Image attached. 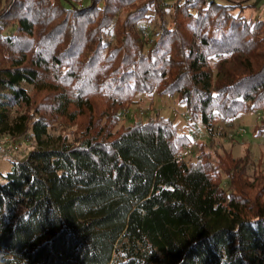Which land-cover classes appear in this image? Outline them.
Returning a JSON list of instances; mask_svg holds the SVG:
<instances>
[{
	"label": "trees",
	"instance_id": "trees-1",
	"mask_svg": "<svg viewBox=\"0 0 264 264\" xmlns=\"http://www.w3.org/2000/svg\"><path fill=\"white\" fill-rule=\"evenodd\" d=\"M162 1L0 0V108L23 110L17 127L39 143L1 174L0 264H264V173L249 176V149L202 142L187 161L191 139L163 116L114 131L137 96L176 98L210 134L264 112L251 0H173L170 20ZM55 124L67 134L44 146Z\"/></svg>",
	"mask_w": 264,
	"mask_h": 264
},
{
	"label": "rangeland",
	"instance_id": "rangeland-1",
	"mask_svg": "<svg viewBox=\"0 0 264 264\" xmlns=\"http://www.w3.org/2000/svg\"><path fill=\"white\" fill-rule=\"evenodd\" d=\"M78 2V0H73ZM173 0H163L162 5L166 12V19L170 20L171 8L170 4ZM223 2L225 0H218ZM238 1L243 0H229ZM256 0H251V4H255ZM253 6V5H252ZM253 9V10H252ZM255 7L246 11L248 16H255ZM152 18L153 15L151 14ZM143 28L142 38L148 45L151 39H155L158 32L157 18L154 16L152 20H146L141 23ZM14 30V27H11ZM24 86L32 91V87L28 84ZM0 92H6L4 88H0ZM6 121L5 125H0V183L2 182L1 174L11 170V163L20 161L27 157L28 153L39 146V143L30 137L31 130L23 134L18 129L21 120L20 116L24 112L14 106H5ZM156 116H163L172 120L178 125L181 132L185 133L191 139V145L187 147L180 155V158L187 161L195 162L199 156L198 143L206 142L213 151L219 153L223 149L232 151L235 157L243 158L246 150H250V171L249 176L263 171L264 173V136L256 137L253 130L264 119V112H255L251 114L239 115L230 121L218 120L210 134L209 128L202 123L192 124L189 121L185 107L178 104L176 98L159 97L157 95L137 96L136 103L130 105L121 114V121L114 129L119 130L122 127L133 125L137 120L146 121ZM76 128H74L75 130ZM73 129H70V132ZM67 132L62 130L60 124L48 129V135L43 138L44 146L56 147L59 145V136L65 135ZM68 142H72L74 136L68 133ZM224 188L228 187V180L223 178Z\"/></svg>",
	"mask_w": 264,
	"mask_h": 264
},
{
	"label": "crops",
	"instance_id": "crops-1",
	"mask_svg": "<svg viewBox=\"0 0 264 264\" xmlns=\"http://www.w3.org/2000/svg\"><path fill=\"white\" fill-rule=\"evenodd\" d=\"M253 6L255 7V15H264V0H256ZM253 10V9H252Z\"/></svg>",
	"mask_w": 264,
	"mask_h": 264
},
{
	"label": "built area",
	"instance_id": "built-area-1",
	"mask_svg": "<svg viewBox=\"0 0 264 264\" xmlns=\"http://www.w3.org/2000/svg\"><path fill=\"white\" fill-rule=\"evenodd\" d=\"M82 2H83V0H78L77 3H78V4H82Z\"/></svg>",
	"mask_w": 264,
	"mask_h": 264
}]
</instances>
